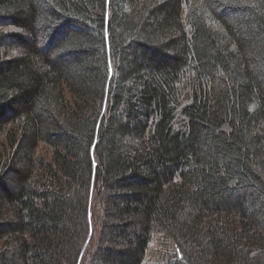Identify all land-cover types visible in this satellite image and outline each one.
Returning a JSON list of instances; mask_svg holds the SVG:
<instances>
[{"label":"trees","instance_id":"1","mask_svg":"<svg viewBox=\"0 0 264 264\" xmlns=\"http://www.w3.org/2000/svg\"><path fill=\"white\" fill-rule=\"evenodd\" d=\"M264 264V0H0V264Z\"/></svg>","mask_w":264,"mask_h":264},{"label":"rangeland","instance_id":"2","mask_svg":"<svg viewBox=\"0 0 264 264\" xmlns=\"http://www.w3.org/2000/svg\"><path fill=\"white\" fill-rule=\"evenodd\" d=\"M176 256H180L177 246L171 238L155 233L148 243L143 264H168Z\"/></svg>","mask_w":264,"mask_h":264}]
</instances>
